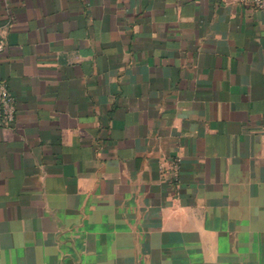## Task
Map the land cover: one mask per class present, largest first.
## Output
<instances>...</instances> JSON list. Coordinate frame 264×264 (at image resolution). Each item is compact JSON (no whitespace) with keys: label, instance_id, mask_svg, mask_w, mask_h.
Masks as SVG:
<instances>
[{"label":"crops","instance_id":"0c3cea01","mask_svg":"<svg viewBox=\"0 0 264 264\" xmlns=\"http://www.w3.org/2000/svg\"><path fill=\"white\" fill-rule=\"evenodd\" d=\"M0 38V264H264V11L0 0Z\"/></svg>","mask_w":264,"mask_h":264},{"label":"built area","instance_id":"2783aa9c","mask_svg":"<svg viewBox=\"0 0 264 264\" xmlns=\"http://www.w3.org/2000/svg\"><path fill=\"white\" fill-rule=\"evenodd\" d=\"M249 6L255 10L264 11V0H247ZM5 47L4 42L0 38V52L3 51ZM16 115V100L12 93L10 92L7 84L4 81L0 82V126L11 127L15 121ZM166 164L168 168L166 170ZM179 161L172 160L169 163L161 164L160 170L176 179L179 172Z\"/></svg>","mask_w":264,"mask_h":264}]
</instances>
